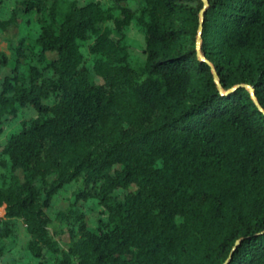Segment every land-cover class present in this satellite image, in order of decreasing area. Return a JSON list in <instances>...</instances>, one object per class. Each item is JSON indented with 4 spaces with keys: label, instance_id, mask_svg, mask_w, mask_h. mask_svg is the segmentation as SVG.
<instances>
[{
    "label": "trees",
    "instance_id": "16d2710c",
    "mask_svg": "<svg viewBox=\"0 0 264 264\" xmlns=\"http://www.w3.org/2000/svg\"><path fill=\"white\" fill-rule=\"evenodd\" d=\"M11 26L0 264H264V0H0Z\"/></svg>",
    "mask_w": 264,
    "mask_h": 264
},
{
    "label": "rangeland",
    "instance_id": "374dc122",
    "mask_svg": "<svg viewBox=\"0 0 264 264\" xmlns=\"http://www.w3.org/2000/svg\"><path fill=\"white\" fill-rule=\"evenodd\" d=\"M17 31L16 27H9L8 30L3 32L0 36V48H4V43L2 42V37L9 38L11 37L15 32ZM129 39L133 41L134 47L137 50H140V46L144 42V34L142 32H139L137 29H131ZM49 57H53V53H48ZM9 67V66H8ZM5 71H8V68L0 70V75L3 74ZM78 184L76 182H70L65 184L63 187H61L52 198V203L49 209L50 213L56 212V211H66L68 209L69 204L74 201L75 199V192L77 191ZM85 206H81V208L85 209L88 216L91 217L92 222H95L97 218L103 217L104 214H100L101 207L96 206L95 210L88 209V207L94 205L96 202L95 198H87L86 200L82 201ZM2 213V210H1ZM50 231L53 233V235L59 240V242L63 246H67V243L69 241L68 234H67V221L61 220L60 218L55 219L54 222L50 225Z\"/></svg>",
    "mask_w": 264,
    "mask_h": 264
},
{
    "label": "water",
    "instance_id": "95a60500",
    "mask_svg": "<svg viewBox=\"0 0 264 264\" xmlns=\"http://www.w3.org/2000/svg\"><path fill=\"white\" fill-rule=\"evenodd\" d=\"M202 2L204 4V7H206L208 5V0H202ZM204 14H205V8H203L200 11V24H199V30H198L197 43H196V45H197V53H198V56L200 58H203L201 50H200V45H201V32H202V29H203ZM206 62L212 67V71H213V74H214V79H215V82L217 84L218 89L222 90V86H221V83L219 81V77H218L217 71L215 70V68L213 67L212 63L209 60H206ZM244 86L250 91V93H251L255 103L259 107V109L264 112L263 108L260 106V104H259V102H258V100L256 98L254 88L252 86H250V85H247V84H245Z\"/></svg>",
    "mask_w": 264,
    "mask_h": 264
}]
</instances>
